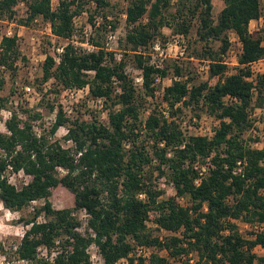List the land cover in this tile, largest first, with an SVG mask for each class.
Segmentation results:
<instances>
[{"label":"trees","instance_id":"obj_1","mask_svg":"<svg viewBox=\"0 0 264 264\" xmlns=\"http://www.w3.org/2000/svg\"><path fill=\"white\" fill-rule=\"evenodd\" d=\"M19 1L0 0V16L13 18ZM23 1L27 15L20 22L30 24L42 17L50 23L54 35L69 40L58 64L49 54L46 56L39 80L53 77L62 88L88 83L90 95L105 96L111 109L108 125L78 115L69 120L59 109L51 132L69 122L65 139L73 141V152L58 141L50 142L45 135H34L30 121L39 117L38 113L27 112L24 121L15 115L7 120L9 133L0 132V202L16 211L44 199L24 222L28 227L20 238L18 257L32 260L30 264H42L36 259L37 247L52 248L59 241L70 252L59 253L58 264H89L86 247L91 242L99 247L104 264H115L122 257H127L126 264H173L170 258L179 259L180 264H264V255L253 251L257 245L264 249V230L245 238L236 223L264 222V145L253 147L244 137L254 124L250 113L257 107L264 113V72L248 79L251 63L264 59L263 37L249 32L250 22L263 14L261 0H222L224 5L215 19L212 0H128L126 30L117 39L119 59L103 42V34L116 28V20H108L104 13L109 0H58L55 7L51 0ZM91 2L93 12L86 7ZM173 4L176 7L171 11ZM83 11H88L92 24L87 38L95 47L92 51L70 41L76 30L74 18ZM99 12L103 21L97 25L95 15ZM194 24L197 39L203 43L195 51L196 59L208 61V78L196 81L191 70L174 63V76L186 79H173L160 103L166 102L172 109L187 95L186 104H192L194 113L205 110L218 118L219 124L211 138L196 135L186 139L173 118L165 119L160 114L158 104L143 118V97H154L155 76H167L168 65L154 68L148 64L149 56L139 49L148 51L154 40L163 37L164 27L175 34H188ZM231 30L239 36L242 48L235 71L225 74L228 67L223 55ZM213 41L220 43L217 50L210 45ZM0 46V63L15 72L14 60L19 52L16 36H4ZM129 61L142 69V88L135 87L124 72ZM217 75L223 80L212 82ZM113 79L119 81L118 94ZM187 82L191 84L189 90ZM3 84L0 71V90ZM227 95L238 101L225 102ZM6 102L7 98L0 96V109ZM175 112L172 109L173 115ZM125 142H129L128 148ZM207 157L213 167L196 185L198 170L193 163L197 159L204 163ZM8 166L31 175L30 181L17 188L5 176ZM240 166L241 171L234 172ZM57 167L65 173L60 174ZM154 172L172 179L177 195L188 197L189 205L183 207L176 197L163 198V191L154 190ZM59 185L73 194L72 207H52L49 198ZM141 193L144 199L139 197ZM80 209L89 214L85 235L76 231L81 221L73 213ZM149 211L157 212L155 220L160 227L181 233L160 240L146 225ZM40 215L44 220H38ZM131 240L165 248L168 255L152 253L147 263L143 258L135 263L128 256L133 249ZM193 251L197 253L194 260L189 256ZM181 254H185L184 259L179 258Z\"/></svg>","mask_w":264,"mask_h":264},{"label":"built area","instance_id":"obj_2","mask_svg":"<svg viewBox=\"0 0 264 264\" xmlns=\"http://www.w3.org/2000/svg\"><path fill=\"white\" fill-rule=\"evenodd\" d=\"M35 20V19H34ZM98 24V23H96ZM249 32H251L249 30ZM47 34L50 36V44L48 46V50L37 53L36 48L34 45L36 44V38L34 35H30L28 37V43L30 46H32L30 53L27 55L28 62H29V72L27 75V82H20V79H15L13 82V94L12 98L9 100L8 104L0 109V132L3 133H9L6 127V122L10 118H12L13 115L17 117V119L24 121L26 119L27 112L31 113H38L41 114L42 111V98H43V91L47 92V88H44L43 91H40L34 84V80L36 79V74L41 68L42 63L44 62L46 56L49 54L55 64H58L61 60V54L63 52L64 46L67 44L69 40L66 41L65 44H57L56 40H59L61 38L54 35L51 31L50 23H49V29H47ZM86 38L84 41H77V31L75 30V34L73 35V39L70 41L74 44H78L82 46L86 51H92L94 50V46L88 43L87 38L89 36V33H85ZM12 37L16 36V41L19 42L24 34L21 32V30H14V29H6L5 31H0V42L3 37ZM114 37L115 35H109V38ZM228 40H229V46L226 51V53L223 55V62L227 65L228 69L225 72V74H230L235 71V67L238 66L237 57L238 54L241 51L242 48V42L237 35V33L233 30H231L228 33ZM38 45V43H37ZM148 51L139 49V53L141 54H147L149 56L148 64L153 66L154 68H163L166 61L168 60H179L186 56L187 54V43L184 37V34H176L172 36V38H169L164 43L161 42L159 39L154 40ZM0 52H1V46H0ZM119 59V55H116ZM191 59H193L191 57ZM264 59H260L258 61H255L252 64L259 63L263 61ZM203 65L199 67V70L204 71L207 73L208 76V61L202 60L200 61ZM17 63H15L16 65ZM232 66V67H231ZM230 68V69H229ZM252 74L248 78L249 80H252L255 77V73L253 68ZM0 71L5 72L6 71V65L3 63H0ZM89 74H93V71H87ZM124 72L132 79L133 85L137 88H142L143 86V72L142 69L139 67L126 65ZM263 73V72H260ZM54 79L53 77L49 78L48 81H51ZM173 79L178 80H185L186 76L179 77V76H160L156 75L154 79V99L157 100L159 97V102L157 103V110L160 112V114L165 119H174L176 123H178V127L183 133L184 137L187 139L190 136H206L207 138H211L216 130V127L219 124V119L216 118L214 115L210 113H200L196 114L193 112L192 104H186V101L188 99V96L185 95L182 97V99L174 104L172 107L173 110H176L175 114H172L171 107L166 102H161L160 100L163 96L164 90L167 86H169L172 83ZM221 79L223 80V76L217 75L214 80ZM46 83V82H45ZM114 86V92L115 94H118L121 92V88L119 86V81L117 79H113L112 81ZM187 89L189 90L191 88V84L187 82L186 84ZM50 98L52 100V109H50L49 116L41 118L40 116L32 119L30 121L32 126V131L36 137H41V135H45L49 140L52 139V141H57L60 138H65V136L68 133L69 125L63 124L58 126L56 131L54 133L51 132V127L56 119L57 113L59 109L62 111L63 115L67 117L69 120L73 119L76 116V112L80 110L81 108L87 109L89 114V120L93 119L94 117L99 120L104 125H108L109 123V112L110 107L108 106V100L105 96H91L90 95V89L89 84H85L83 86H73L68 88H60L55 92L50 91L49 93ZM149 99H152V97H148ZM225 102H237L238 99L232 96L227 95L224 98ZM118 108V105L114 107ZM263 110L259 107L255 108L251 113L250 116L253 117V126L250 128V132H256L255 126L259 125L262 121L257 115L261 114ZM44 123L42 126L40 125L41 122ZM21 126L23 123L21 122ZM60 132V133H59ZM255 136V135H254ZM66 142L73 144V141L71 139H66ZM158 144L160 146L164 145L163 141H159ZM124 146L126 148L129 147V142H125ZM63 147V146H62ZM254 147V146H253ZM171 153L169 152L168 155ZM153 163H155V159L153 160ZM200 160H196L193 163V166L195 169L198 170V177L195 178L194 183L198 185L201 181V178L204 177L209 169L213 167L212 162L210 160V157H207L204 159V163L200 164ZM240 163V162H239ZM185 165H188V162L185 163ZM164 167V166H163ZM165 168V167H164ZM60 174H64L65 170L62 167H57ZM241 171V166L234 172ZM8 174L10 178L15 177L16 175L22 177L25 182L24 184H27L30 179L31 175L25 173L22 169L18 171H13L11 166H8L5 171V176ZM7 177V176H6ZM8 178V177H7ZM8 181L10 183L11 180L8 178ZM15 185L14 183H12ZM23 184V185H24ZM16 186V185H15ZM22 187V186H21ZM151 187L154 190H160L163 191L162 194H166L167 197L174 196L178 200L179 203H181L184 199V196H178L176 193L175 184L172 179L168 178L166 175H160L158 177H155L153 180V183ZM139 197L144 199L145 194L141 193L139 194ZM78 212H80L82 215L78 217L76 215V212L73 213L75 216L78 217V219L81 221V225L83 228L87 227V220L89 217V214L85 211V209H80ZM153 217V211H149L148 218L146 220L147 227H153L157 228L159 231L163 233H170L171 231L165 230L164 228L160 227L159 224L155 221H152ZM81 218L84 219V221L81 220ZM150 219V220H148ZM244 227L248 229L249 233H251L252 236H254L257 232H260L264 230V222H244ZM79 226V227H80ZM78 227V228H79ZM77 228V229H78ZM89 233H91V230H88ZM23 235V234H22ZM93 235V234H92ZM22 237V236H21ZM160 240L162 239V236H158ZM133 245L132 251L129 253V257H132L134 259V262L136 263L138 258H143L144 262L147 263L148 258L152 253H157L155 251V246H147V245H140L136 244L134 241H130ZM19 244V243H18ZM18 244L14 246V250L16 251L18 248ZM70 248L69 247H63L59 241H56L55 245L52 248H48L46 245H39L36 250V259L40 261L42 264H58L56 262V257L59 253H68ZM161 251H167L165 248H163ZM86 253L88 254V260L89 264H104V258L100 252L99 247L94 242H91L86 247ZM17 254V252H16ZM160 254V253H159ZM161 255V254H160ZM127 257L120 258L115 264H126L127 263ZM16 264H30L32 263V260L27 259H20L17 255ZM2 264V262L0 263ZM11 264V263H7Z\"/></svg>","mask_w":264,"mask_h":264},{"label":"rangeland","instance_id":"obj_3","mask_svg":"<svg viewBox=\"0 0 264 264\" xmlns=\"http://www.w3.org/2000/svg\"><path fill=\"white\" fill-rule=\"evenodd\" d=\"M110 5L106 8L104 13L107 14L108 20H116V28L114 31L105 32L106 34H103V42L105 43V46L112 51L116 52V55H119L121 53V50L119 46L117 45V39L124 35L125 33V9L128 3V0H109ZM52 7H55L58 4V0H51ZM213 9H212V16L215 19L219 13V11L222 9L224 3L222 0H213ZM262 8H263V14L258 21H252L249 25L250 27V33L253 35L259 34L263 37V43H264V0H261ZM88 9H90L93 12L94 3H90L86 6ZM176 7V4L172 7H170L171 11H174ZM27 4L25 1H19V3L15 7V15L13 18H5L0 16V31H5L6 29H14V30H21V32L24 34L22 39L17 42L18 44V53L15 58L14 66L16 67L15 72L12 70L6 69L5 72H2V75L4 77V84L2 86V89L0 90V96L6 97L8 104L9 100L12 98V92L13 90V82L14 80L20 79V82H27V75L29 72V62H28V54L31 51L32 46L28 43V37L30 35H34L36 38V44L34 47L36 48L37 53H41L44 51H47L50 44V36L47 34V29H49V22L44 20L42 17H37L35 20H33L30 24H24V22H20V19H24L27 15L26 12ZM102 12H99L95 15V23H100L103 21L102 18ZM97 24V25H98ZM74 26L77 31V36L75 39L78 41L82 40L83 38H86V32L91 33L92 31V24L88 20V11H83L81 14L75 16L74 18ZM196 24H194L188 34H184L186 43H187V54L184 58L179 60H168L166 64L168 65V77H172L173 74V64H181L182 66H186L188 70H191L192 74L194 75L196 81H202L207 80L208 76L207 73H205L202 70H199V67H201L203 64L196 59L197 55L195 54V51L198 50L201 45H203L202 42L198 41L197 34H196ZM163 37H166L167 41L169 38H172V36L176 35L172 32L170 28L164 27L162 29ZM109 35H115L114 37L109 38ZM163 37H158V39L161 42H165L163 40ZM67 40L65 39H59L56 40L57 44H65ZM38 43V45H37ZM210 45L213 47L214 50H217L219 48V41H213L210 43ZM81 47V46H80ZM191 57L193 59H191ZM202 61V60H201ZM15 63H17L15 65ZM128 65L135 66L132 61L128 62ZM136 67V66H135ZM232 67V66H231ZM251 68H253L255 76L256 74H259L260 72H264V60L250 65ZM230 69V68H229ZM40 68L36 74L37 76H41L40 74ZM38 78V77H37ZM212 82L215 81L214 79L211 80ZM46 82V83H45ZM35 86L40 90L43 91L44 88H47V92L43 91V98H42V113L39 114L41 118L49 116L50 113V105H52V100L50 98V91L55 92L62 88L61 85L57 84L55 79H52L51 81H40L39 78L34 80ZM40 87V88H39ZM144 103H143V109H142V116L143 118L146 117L152 108L154 107V104H157V101H159V97L157 100L154 98L149 99L148 96H144ZM5 105V106H6ZM109 106V105H108ZM4 107V106H3ZM110 107V106H109ZM199 114L206 113L205 110H199ZM208 113V112H207ZM76 115L79 117H82L83 119L89 120V114L87 109L81 108L76 112ZM262 121L259 125L255 126V133L250 132L251 129L247 130L244 134L245 138H249L248 142L251 146L254 147H262L264 145V113L257 115ZM95 118V117H94ZM43 122L40 123L42 126ZM60 133V132H59ZM255 135V136H254ZM142 136H140L141 139ZM50 142H53L52 139L49 140ZM61 146L64 148L71 149V152L74 151V145L66 142V139L60 138L57 140ZM202 164V162L200 163ZM155 173V172H154ZM6 176L11 180L12 183L16 185L17 188H20L25 180L16 175L15 177L10 178L8 174ZM157 176V173H155L151 178V183H153V180ZM163 198H167L166 194H162ZM51 205L55 209H61L66 207H72L73 206V194L66 189L65 187L59 185L56 188L52 190V195L49 198ZM44 202V199H38L36 201H32L28 206L20 209V210H10L8 208H5L3 204L0 202V263L2 264H16L17 254L14 250V246L19 243L20 238L24 231L27 229L28 226L24 224L26 219H29L32 217L35 206H40ZM181 206L186 207L189 205L188 197L184 196V199L181 203H179ZM76 212V215L80 217L82 214L80 212ZM157 216V212L153 211V217L152 221H155V217ZM38 220H44V217L40 215L38 217ZM82 221H84L83 218H81ZM150 220V219H148ZM149 230L152 232L153 235L156 236H162V239H166L167 237L171 235H179L181 233V230L178 232H170V233H163L159 231L157 228L148 227ZM238 229L240 233L243 236H247L249 234V231L247 228H245L242 224L238 226ZM77 232L81 233L82 235H85L87 232V227L83 228L80 226L78 229H76ZM162 249H159L156 247L155 251L157 253H160L161 255H168L167 251H161ZM190 257L194 259L197 258L196 252H191L189 254ZM180 259L185 258V254H181L179 256ZM170 260L173 262V264H180L179 259L173 260V258H170Z\"/></svg>","mask_w":264,"mask_h":264},{"label":"crops","instance_id":"obj_4","mask_svg":"<svg viewBox=\"0 0 264 264\" xmlns=\"http://www.w3.org/2000/svg\"><path fill=\"white\" fill-rule=\"evenodd\" d=\"M212 2H213V0H212ZM260 18H261V17H260ZM260 18L257 19V20H252V21H258V20H260ZM252 21H251V22H252ZM251 22H250V24H251ZM250 24H249V25H250ZM249 29H250V27H249ZM236 223H237L238 226H239L240 224H242V225L244 226V223L241 222V221H236ZM244 237H245V238H252V237H254V236H252L251 233H249L247 236H244ZM253 251H254L255 253H257L258 255H264V249H263L261 246H259V245L255 246L254 249H253Z\"/></svg>","mask_w":264,"mask_h":264}]
</instances>
